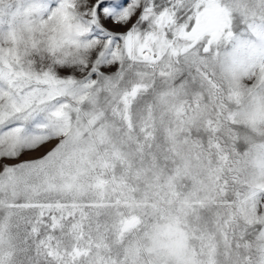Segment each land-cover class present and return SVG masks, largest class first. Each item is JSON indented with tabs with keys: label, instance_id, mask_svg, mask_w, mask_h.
I'll list each match as a JSON object with an SVG mask.
<instances>
[{
	"label": "snow or ice",
	"instance_id": "1",
	"mask_svg": "<svg viewBox=\"0 0 264 264\" xmlns=\"http://www.w3.org/2000/svg\"><path fill=\"white\" fill-rule=\"evenodd\" d=\"M0 264H264V0H0Z\"/></svg>",
	"mask_w": 264,
	"mask_h": 264
},
{
	"label": "rangeland",
	"instance_id": "2",
	"mask_svg": "<svg viewBox=\"0 0 264 264\" xmlns=\"http://www.w3.org/2000/svg\"><path fill=\"white\" fill-rule=\"evenodd\" d=\"M23 158H26V157H22V159H23Z\"/></svg>",
	"mask_w": 264,
	"mask_h": 264
}]
</instances>
